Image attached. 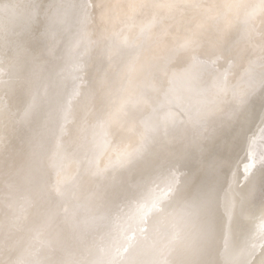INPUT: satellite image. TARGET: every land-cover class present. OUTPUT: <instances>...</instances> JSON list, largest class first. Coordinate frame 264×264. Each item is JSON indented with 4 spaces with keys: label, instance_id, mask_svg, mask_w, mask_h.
I'll use <instances>...</instances> for the list:
<instances>
[{
    "label": "rangeland",
    "instance_id": "rangeland-1",
    "mask_svg": "<svg viewBox=\"0 0 264 264\" xmlns=\"http://www.w3.org/2000/svg\"><path fill=\"white\" fill-rule=\"evenodd\" d=\"M29 4L25 0H0V100L6 103L1 102L0 121L3 117L15 125L4 123L5 128L2 121L0 125V136H4L0 137V264H123L128 259L138 264H183L207 257L218 264L232 257L245 264H264L261 212L253 209L243 219L225 213L232 185L255 176L251 175L255 166L248 168L245 153L250 145L255 146L249 151L252 156L264 149L260 144L264 143V102L260 101L264 94V0H32ZM12 37L15 40L11 41ZM189 42L193 43L186 46ZM22 47H28L27 51ZM28 50H36L37 54L29 52L33 59L24 53ZM19 65L26 68L24 71L32 66L37 70L33 75L39 70L35 66H40L41 74L47 71L43 78L47 73L56 75L51 79L53 86L46 81L47 76L44 78V84L53 88L60 81V88H55L59 92L54 93L56 99L47 94L53 88L47 85L46 92L45 85L39 84L43 80L40 73L35 74L41 80L38 83L31 69L30 75H20L19 70L24 71L16 68ZM28 75L35 81L27 85L22 81H28ZM31 85L35 93L41 86L43 97L48 95L53 103L48 105L45 98L47 102L39 105L40 91L38 99L29 89ZM4 91H9L8 97ZM29 91L35 98L32 96V115L22 121L19 115L26 106L24 101L28 98L26 102H31ZM13 101L22 106L18 116L15 111L19 104ZM2 107H7L5 112L10 107L15 110L10 108L6 116ZM61 113L64 119L55 122L54 116ZM10 115L20 120L15 124L6 119L9 116L12 120ZM101 116L110 126H101L97 120ZM252 116L258 125H253ZM250 133L256 139L249 138ZM252 140H257L260 148ZM243 141L249 146L244 153ZM141 148L142 156L121 166V153ZM260 154L253 158L261 161ZM231 158L237 161L236 166L230 165L234 163ZM204 180H210L220 191L210 252L197 219L174 195L177 187L183 189Z\"/></svg>",
    "mask_w": 264,
    "mask_h": 264
},
{
    "label": "bare ground",
    "instance_id": "bare-ground-1",
    "mask_svg": "<svg viewBox=\"0 0 264 264\" xmlns=\"http://www.w3.org/2000/svg\"><path fill=\"white\" fill-rule=\"evenodd\" d=\"M22 1H23V0H22ZM42 1H43V0H42ZM44 1H45V0H44ZM15 2H16V1H15ZM26 2L28 3V5H30L29 3L32 2V0H31V1L29 0V2L25 0V3H26ZM22 4L24 5V2H23ZM22 4H21V5L18 4V5H19V6H22ZM31 4H33V3H31ZM9 5H10V4H9ZM28 5H26V7H27ZM34 6H35V5H34ZM11 7H12V6H11ZM24 7H25V6H24ZM24 7H22V8H24ZM31 7H32V6H31ZM7 8H8V7H7ZM15 8H16V7H15ZM26 9H27V8H26ZM33 9H34V8H33ZM27 10H28V9H27ZM27 10H26V11H27ZM16 11H17V10H16ZM19 11H20V9H19ZM28 11H29V10H28ZM30 11H31V10H30ZM23 12H24V11H23ZM31 12H32V11H31ZM75 13H76V12H75ZM0 14H1V13H0ZM2 14H3V13H2ZM27 14H28V13H27ZM29 16H30V15H29ZM29 16H28V17H29ZM5 17H6V16H5ZM6 18H7V17H6ZM8 18H9V17H8ZM37 18H38V16H37ZM16 19H17V18H16ZM44 19H46V18H43V20H44ZM4 20H5V19H4ZM37 20H39V19H37ZM2 21H3V20H2ZM7 21H8V19H7ZM44 21H45V20H44ZM5 22H6V21H5ZM36 22H37V21H36ZM45 22H46V21H45ZM40 23H41V22H40ZM6 24H7V23H6ZM41 24H42V23H41ZM43 24H44V23H43ZM3 25H4V24H3ZM38 25H39V24H38ZM44 25H45V24H44ZM59 26H60V25H59ZM7 27H8V26H7ZM31 27H33V26H31ZM40 27H41V26H40ZM40 27H39V28H40ZM42 27H43V26H42ZM74 27H75V26H74ZM20 28H21V27H20ZM34 28H35V27H33V29H34ZM39 28H38V29H39ZM44 28L47 29L46 26H45ZM44 28H43V29H44ZM59 28H60V27H59ZM64 28H65V27H64ZM0 29H1V28H0ZM41 29H42V28H40V30H41ZM56 29H57V28H56ZM61 29H63V28H61ZM17 30H18V28H17ZM49 30H50V29H49ZM58 30H59V29H58ZM0 31H1V30H0ZM18 31H19V30H18ZM32 31H34V30H32ZM41 31H42V30H41ZM37 32H38V31H37ZM44 32H45V31H44ZM61 32H62V31H61ZM0 33H1V32H0ZM2 33L5 34V32H2ZM25 33H26V32H25ZM31 33H32V32H31ZM35 33H36V32H35ZM58 33H59V32H58ZM6 34H7V33H6ZM6 34H5V35H6ZM14 34H15V33H14ZM47 34H48V33H47ZM1 35H2V34H1ZM26 35H27V34H26ZM29 35H32V34H29ZM33 35H35V34H33ZM33 35H32V36H33ZM41 35H42V34H41ZM50 35H51V34H50ZM50 35H49V39H50ZM16 36H17V34H16ZM22 36H25V35H22ZM27 36H28V35H27ZM4 37H5V36H4ZM4 37H2V38H4ZM9 37H10V36H9ZM18 37H19V36H18ZM61 37H63V36H61ZM6 38H7V37H6ZM16 38H17V37H16ZM31 38H32V37H31ZM51 38H52V37H51ZM7 39H8V38H7ZM7 39H6V40H7ZM13 39L15 40V38H13V37H12L10 40L12 41ZM25 39H26V38H25ZM42 39H45V37H42ZM8 40H9V39H8ZM23 40H24V39H23ZM26 40H29V39H26ZM32 40H35V39L33 38V39H31V41H32ZM46 40H47V39H46ZM46 40H45V41H46ZM50 40L52 41V39H50ZM16 41H17V40H16ZM18 41H20V40H18ZM65 41H66V40H65ZM7 42H10V41H7ZM24 42H25V41H24ZM27 42H28V41H27ZM53 42H54V41H53ZM53 42H51V43L54 44ZM11 43H12V42H11ZM14 43H15V44H14V46H15L17 42H14ZM47 43H50V41H48ZM4 44H5V43H4ZM19 44H20V43H19ZM31 44H32V43H31ZM34 44H35V43H34ZM43 44H44V43H43ZM1 45H2V44H1ZM7 45H8V44H7ZM7 45H6V46H7ZM12 45H13V44H12ZM22 45H24V43H23ZM26 45H27V44H26ZM56 45H57V43H56ZM56 45H55V46H56ZM4 46H5V45H4ZM14 46H12V47H14ZM28 46H29V45H28ZM8 47L10 48V46H8ZM8 47H6V48H8ZM48 47H49V46H48ZM50 47H51V44H50ZM9 48H8V49H9ZM15 48H17V47H15ZM18 48H20V47H18ZM22 48L25 49V47H22ZM27 48H28V47H27ZM27 48L25 49L26 51H27ZM30 48H31V47H30ZM45 48H46V46H45ZM56 48H57V47H56ZM56 48H55V49H56ZM8 49H6V50H8ZM31 49H32V48H31ZM36 49H37V48H36ZM49 49H50V48H49ZM10 50H12V49L10 48ZM52 50H53V49H52ZM19 51H21V49H20ZM32 51H33V50H32ZM32 51H31V50H30V51L28 50V52H25V51H24V53H28V56H30V55H29V52L31 53ZM34 51H36V50H34ZM34 51H33V53H34ZM45 51H46V50H45ZM55 51H56V50H55ZM6 52H8V51H6ZM9 52H10V51H9ZM47 52H48V51H47ZM10 53H11V55H12V52H10ZM14 53H15V52H14ZM16 53H18L17 50H16ZM34 54H37V52H35ZM40 54H41V53H40ZM46 54H47V53H46ZM16 55H19V53L16 54ZM12 56H13V55H12ZM21 56H22V55H21ZM21 56H20V57H21ZM53 56H55V55H53ZM60 56H61V54H60ZM14 57H15V56H14ZM14 57H12V59H13ZM23 57H24V55H23ZM25 57H27V56H25ZM33 57H34V56H33ZM41 57L44 58V56H41ZM50 57H51V56H50ZM4 58H5V57H4ZM6 58H8V57H6ZM17 58H18V57H17ZM30 58H32V57L30 56ZM45 58H46V57H45ZM64 58H65V57H64ZM0 59H1V58H0ZM14 59H15V58H14ZM14 59H13V61H14ZM19 59H20V58H19ZM19 59H18V61H19ZM23 59H24V60L26 59L25 61L28 62V59H27V58H23ZM23 59H22V62L24 61ZM32 59H33V58H32ZM37 59H38V57H37ZM41 59H42V58H41ZM49 59H50V58H49ZM56 59H59V58H56ZM6 60H7V59H6ZM9 60H10V58H9ZM9 60H8V61H9ZM42 60H43V59H42ZM42 60H41V61H42ZM65 60H66V58H65ZM84 60H85V59H84ZM1 61H2V60H0V62H1ZM8 61H7V62H8ZM11 61H12V60H11ZM18 61H17V62H18ZM47 61H48V60H47ZM51 61H52V60H51ZM87 61H88V60H87ZM22 62H21V64H20V63H19V64L22 65ZM42 62H43V61H42ZM65 62H68V61H65ZM94 62H95V61H94ZM94 62H93V64H94ZM2 63H3V62H2ZM15 63H16V62H15ZM33 63H35V65H36V60H35V62H33ZM39 63H40V62H39ZM47 63L49 64V62H47ZM52 63H54V62H52ZM57 63H58V62H57ZM6 64H7V63H6ZM6 64H5V65H6ZM17 64H18V63H17ZM28 64H29V63H28ZM31 64H32V63H31ZM41 64H42V63H41ZM43 64H44V62H43ZM66 64H67V63H66ZM85 64H86V63H85ZM93 64H92V65H93ZM98 64H99V63H98ZM98 64H97V65H98ZM7 65H8V64H7ZM13 65H14V64H13ZM20 65L17 66L16 68L18 69V67H19V68L22 67L21 70H23V69L25 70V69H26V68L23 67V66L20 67ZM23 65L26 66L27 63H26V65H25V64H23ZM44 66H45V65H44ZM68 66H69V65H68ZM68 66H67V67H68ZM26 67H27V66H26ZM29 67H30L29 69H31L32 66H29ZM33 67H34V66H33ZM39 67H40V66H39ZM39 67H36V66H35V68H38V69H39L38 72H36V73L34 72V73L37 74V75H38L39 73L41 74V71H40L41 68H39ZM41 67H43V65H41ZM65 67H66V66H65ZM76 67H77V66H76ZM76 67H75V68H76ZM4 68H5V67H4ZM8 68H11V67H8ZM8 68H7V69H8ZM0 69H1V68H0ZM11 69H12V68H11ZM17 69H15V70L17 71ZM27 69H28V68H27ZM29 69H28L29 72H28L27 70H26V71L23 70L24 72H20V70H19V69H18V70H19L20 75H24L25 72H27V73H25V74H29V73H30V70H29ZM47 69H48V67H47ZM47 69H46V70H47ZM9 70H10V69H9ZM31 70H32V71H31V72H32L31 76H33V77H35V78L37 77L38 80H37V78H36V80H37L38 83H39V81L42 80V78H43L42 75H43L44 73L47 72V71H45V69H42V70L45 71V72H44V73L42 72L41 75L39 74V75H40V78H41V76H42V78H41V80H40L38 76H36L35 74H34L35 76L33 75V70H34V71H37V70H36V69H31ZM66 70H67V69H66ZM89 70H90V69H89ZM12 71H13V70H12ZM16 71H15V74L17 73V74L19 75V73L16 72ZM39 71H40V72H39ZM94 71H95V70H94ZM94 71H92V72H94ZM7 72H9V71H7ZM49 72H50V71H49ZM62 72H63V69H62ZM68 72H69V68H68ZM2 73H3V71H2ZM2 73L0 72V74H2ZM50 73H51V72H50ZM56 73H57V72H56ZM59 73H60V72H59ZM59 73H58V74H59ZM63 73H64V72H63ZM48 74H49V73L46 74V76H47V78H48L46 81H47V82H48V81L51 82V79L53 80L52 77H55L56 75L50 77V74H49V75H48ZM91 74H92V73H91ZM98 74H99V73H98ZM2 75H3V74H2ZM6 75H7V74H6ZM6 75H5V76H6ZM29 75H30V74H29ZM29 75H28V76H29ZM44 75H45V74H44ZM51 75H52V74H51ZM59 75H60V74H59ZM84 75H85V74H84ZM9 76H10V75H9ZM16 76H17V75H16ZM26 76H27V75H26ZM31 76H29V78H30ZM46 76H45V77H46ZM17 77H19V76H17ZM45 77H44V78H45ZM49 77H50V80H49ZM1 78H2V77H1ZM14 78H15V76H14ZM19 78H20V77H19ZM19 78H18V79H19ZM22 78L24 79V81L26 80V77H25V78L22 77ZM27 78H28V77H27ZM29 78L27 79L28 81H26V82H23V81H22V83H26V84L28 85L27 82H29V81H31V82L35 81L34 78H33V80H32L31 78H30V79H29ZM44 78H43L44 81H43V80L41 81V82L43 83V85H42V83H39V84H40L41 86H43V87H44V85L46 84ZM10 79H11V78H10ZM12 79H13V78H12ZM15 79H16V78H15ZM18 79H17V80H18ZM20 79H21V78H20ZM55 79H60V78H59V77H58V78L56 77ZM1 80H2V79H1ZM5 80H6V79H5ZM13 80H14V79H13ZM21 80H22V79H21ZM21 80H20V81H21ZM64 80H65V79H64ZM68 80H69V79H68ZM105 80H106V79H105ZM14 81H16V80H14ZM1 82H2V81H1ZM9 82H10V81H9ZM44 82H45V84H44ZM54 82H56V81H54ZM34 83H36V82H34ZM38 83H36V86H38ZM48 83H49V82H48ZM57 83H58V81H57ZM59 83H60V81H59ZM59 83H58V86H60ZM97 83H98V82H97ZM8 84H9V83H8ZM18 84H19V83H18ZM54 84H55V83H54ZM54 84L51 82V86H53ZM64 84H65V83H64ZM98 84H99V83H98ZM0 85H1V83H0ZM6 85H7V84H6ZM10 85H11V84H10ZM12 85H14V82L12 83ZM15 85H16V83H15ZM29 85H30V83H29ZM32 85H33V84H32ZM32 85L29 86V89L31 88V91L33 92L34 90H32ZM40 85H39V86H40ZM47 85H48L49 88H53V87H50L49 84H47ZM47 85H45V87H46V92L48 91V89H47V88H48ZM4 86H5V84H4ZM4 86H3V87H4ZM22 86H23V89H24V85H22ZM33 86H34V85H33ZM41 86H40V87H41ZM56 86H57V85H56ZM56 86H55L52 90L49 89L50 91L47 92V94L49 93V96H50V97H52V96L54 95V96H53V98H54V97H55V94H54V93H59V92H56V91H55ZM58 86H57V88H60V87H58ZM89 86H90V85H89ZM104 86H105V85H104ZM10 87H11V86H10ZM16 87H18V86H16ZM25 87H26V86H25ZM40 87H39V88H40ZM75 87H76V86H75ZM18 88H19V87H18ZM34 88H35V90H36V87H33V89H34ZM39 88H37V90H36V91H37V92H36L37 94L35 93V91L33 92V93H35V94H34L35 96L37 95V98H38V99H39V97H40V95L38 94V93H39L38 90L40 91V94H41L42 92L45 93V91H41V89H39ZM57 88H56V89H57ZM89 88H90V87H89ZM2 89H3V88H2ZM8 89H9V88H8ZM12 89H13V88H11L10 90L12 91ZM26 89H28V88L26 87ZM43 89L45 90V88H43ZM97 89H98V88H97ZM114 89H115V88H114ZM0 90H1V86H0ZM5 90H6V89H5ZM18 90H19V89H18ZM58 90H59V89H58ZM58 90H57V91H58ZM61 90H62V89H61ZM20 91H23V90L20 89ZM74 91H75V90H74ZM2 92H3V91H2ZM4 92H5V91H4ZM32 92L29 91V92H28L29 94H27V95L29 96V98L31 97V102L29 101V102H30V105H31V103H32V96H33V95H31ZM60 92H61V91H60ZM65 92H66V91H65ZM70 92H71V91H70ZM70 92H69V93H70ZM86 92H87V91H86ZM5 93H7V95H6ZM5 93H4V94L8 97V96H9V94H8L9 91H7V92H5ZM20 93H21V92H20ZM23 93H24V92H23ZM23 93H21V94L23 95ZM30 93H31V94H30ZM11 94H12V93H11ZM87 94H88V92H87ZM0 95L2 96L3 94L0 93ZM12 95H13V94H12ZM22 95H21V97H22ZM27 95H23V97L26 96V98H27ZM45 95H46V94H45ZM263 95H264V94H263ZM263 95H262V96H263ZM1 96H0V98H1ZM6 96H4V97L6 98L5 100L7 101L8 98H7ZM47 96H48V95H47ZM47 96L43 97V95L41 94V97H40L41 100H38V101H39V102L41 101V102H43V103H41V102H40V104L37 103V106H38V104H39V105H43V104L45 103L44 101L47 102V100L49 99V98L47 99ZM49 96H48V97H49ZM61 96H62V95H61ZM63 96H64V95H63ZM84 96H86V95H84ZM262 96H261V100H260V101L264 102V101L262 100V98H263ZM42 97L44 98V100L42 99ZM82 97H83V96H82ZM86 97H87V96H86ZM88 97H90V96H88ZM2 98H3V96H2ZM9 98H10V97H9ZM11 98H12V97H11ZM45 98H46L47 100H45ZM58 98H59V97H58ZM62 98H64V97H62ZM96 98H97V97H96ZM34 99H35V98H34V96H33V100H34ZM50 99H51V98H50ZM54 99H56V97H55ZM60 99H61V98H60ZM11 100H12V99H11ZM14 100H15V99H14ZM24 100H25V99H24ZM51 100H52V101L48 100V102H49V103H47L48 105H49V104L51 105V104L53 103V99H51ZM62 100H63V99H62ZM62 100H61V101H62ZM83 100H84V99H83ZM85 100H86V99H85ZM89 100H90V99H89ZM2 101H3L4 103H3ZM26 101H28V98H27V100L24 101L25 103L23 102V103H24V105L22 104L23 106H25V105L27 106V105L29 104V102H26ZM59 101H60V100H59ZM59 101L57 102L58 104H59ZM78 101L81 102V100H78ZM90 101H91V100H90ZM1 102H2L3 104H6L4 100H0V105H2V106H3V104H2ZM13 102H14V101H13ZM51 102H52V103H51ZM7 103H8V101H7ZM10 103H11V102H10ZM14 103H15V104H16V103L19 104L20 102H14ZM26 103H28V104H26ZM33 103H34V101H33ZM57 103H56V104H57ZM260 104H261V102L258 104V107H261ZM10 105H12V104H10ZM32 105H33V104H32ZM35 105H36V103H35ZM35 105H33V107H34ZM80 105H81V104H80ZM6 106H7V105H6ZM8 106H9V103H8ZM16 106H17V105H16ZM16 106H15V107H16ZM26 106H25V107H26ZM52 106L54 107L55 104H53ZM52 106H50V107H52ZM64 106H65V105H64ZM83 106H84V104H83ZM11 107H14V105L11 106ZM11 107H10V108H11ZM21 107H22V106L19 104V107L17 106V109H18V110H16L15 112L17 113V112L19 111V108H21ZM25 107H24V108H25ZM35 107H36V106H35ZM35 107H34V108H35ZM38 107H39V106H38ZM55 107H56V106H55ZM262 107H264V103H263V106H262ZM8 108H9V107H8ZM10 108L8 109V111H10ZM43 108H44V106H43ZM43 108H42V109H43ZM113 108H114V107H113ZM0 109H1V108H0ZM2 109H3V110H1V111H4V112H5L4 109L7 110V107H6V108H5V107H2ZM11 109H12V110H15V108H11ZM21 109H22V108H21ZM46 109H47V108H46ZM256 109H257V107H256ZM261 109H262V108H261ZM12 110H11V113H12ZM258 110H259V109H258ZM258 110H257V111H258ZM8 111H7V112H8ZM20 111H21V110H20ZM20 111H19V113H20ZM37 111H38V110H37ZM37 111H36V112H37ZM77 111H78V110H77ZM263 111H264V110H263ZM263 111H261V113H262ZM7 112H5L6 116L9 115ZM21 112H22V111H21ZM87 112H89V111H87ZM87 112H86V113H87ZM98 112H99V111H98ZM16 113H15V114H16ZM63 113L65 114V111H64ZM21 114H22V113H20V115H21ZM37 114H38V113H37ZM12 115H13V113H12ZM16 115L18 116L19 114L17 113ZM20 115H19V117H21ZM54 115H56V114H54ZM96 115H97V114H96ZM255 115H256V114H255ZM263 115H264V113H263ZM6 116H5V118H6ZM10 116H11V115H10ZM17 116H16V117H17ZM57 116H58V115H57ZM57 116H54V117H56V119H54L55 122H57V121H58V122H59V121L62 122V120L64 119V117H62L63 114L61 113L60 116H58V117H57ZM64 116H65V115H64ZM75 116H76V115H75ZM243 116H244V118H245L247 115H244V114H243ZM243 116H242V118H243ZM0 117H1V116H0ZM11 117H12V116H11ZM13 117H14V115H13ZM13 117H12V118H13ZM19 117H17L18 120L21 119V118L19 119ZM84 117H85V116H84ZM257 117H258V115H256V118L252 116L253 119H254V118L257 119ZM260 117H261V116H260ZM2 118H3V117H2ZM2 118H1V121H2L3 124H4V123H5V124H6V123H7V124L9 123V124L7 125L8 127L10 126V124H11L12 126H15L14 123L9 122V121H8V122H7V121L5 122V120H3ZM244 118H243V119H244ZM246 118H247V117H246ZM6 119H8V120H10V121H15V120L17 121L16 118H13V119L11 120V118H9V116H8V118H6ZM69 119H70V118H69ZM69 119H68V120H69ZM243 119H242V120H243ZM247 119H248V118H247ZM253 119H252V120H253ZM255 119H254V120H255ZM262 119H263V116H262ZM262 119H261V120H262ZM37 120H38V119H37ZM54 120H53V121H54ZM97 120H98V119H97ZM240 120H241V119H240ZM254 120H253V121H254ZM1 121H0V125H1ZM3 121H4V122H3ZM16 121H15V124H16ZM22 121H23V120H22ZM22 121H21V122H22ZM27 121H28V120H27ZM243 121H246V119H244ZM248 121H249V119H248ZM248 121L245 122L247 126H248L247 123H249ZM17 122H18V121H17ZM21 122H19V123H21ZM24 122H26V121H24ZM29 122H30V121H29ZM39 122H40V121H38V122H36V123L39 124ZM41 122H42V121H41ZM251 122H252V121H251ZM255 122H256V120L254 121L253 125H254V124L258 125L261 121L259 122V119H257L258 124L255 123ZM22 123H23V122H22ZM53 123H54V122H53ZM3 124H2V125H3ZM5 124H4V126H5ZM17 124H18V123H17ZM34 124H35V123H34ZM60 124H61V123H60ZM249 124H250V123H249ZM251 124H252V123H251ZM260 124H261V123H260ZM260 124H259V125H260ZM2 125H1V126H2ZM25 125H26V124H25ZM242 125H243V126H246V125H244V123H242ZM263 125H264V124H263ZM1 126H0V127H1ZM23 126H24V125H23ZM36 126H37V124H36ZM39 126H40V125H39ZM39 126H38V127H39ZM62 126H63V124H62ZM67 126H68V125H67ZM239 126L241 127L240 124H239ZM239 126H238V127H239ZM243 126H242V128H243ZM249 126H250V125H249ZM261 126H262V124L260 125V127H261ZM20 127H21V126H20ZM46 127H47V126H46ZM50 127H51V126H50ZM53 127H54V126H53ZM263 127H264V126H263ZM263 127H262V128H263ZM5 128H6V126H5ZM21 128H22V127H21ZM27 128H28V127H27ZM30 128H31V127H30ZM48 128H49V126H48ZM244 128H245L246 130H248L250 127H249V128L244 127ZM251 128H252V126H251ZM1 129H4V127H2ZM46 129H47V128H46ZM49 129H50V128H49ZM63 129H64V128H63ZM237 129H238V128H237ZM254 129H255V128H254ZM6 130H7V129H6ZM21 130H22V129H21ZM40 130H41V129H40ZM40 130H39V131H40ZM42 130H43V129H42ZM60 130H61V129H60ZM238 130L240 131V129H238ZM246 130H244V131H246ZM249 130H250V129H249ZM251 130H252V129H251ZM256 130L259 131V130H260L259 127H258V129L256 128ZM7 131H8V130H7ZM14 131H16V129H14ZM30 131H31V130H30ZM44 131H45V135H46V130H44ZM241 131H242V129H241ZM254 131H255V130H254ZM254 131L252 130V132H254ZM262 131H263V130H261V132H262ZM0 132L2 133L3 130H1ZM17 132H18V131H17ZM22 132H24V131H22ZM57 132H58V131H57ZM250 132H251V131H250ZM255 132H256V131H255ZM5 133H6V132H5ZM5 133H4V134H5ZM12 133H13V132H12ZM42 133H43V131H42ZM42 133H41V134H42ZM244 133H246V132H244ZM247 133H249V131H248ZM14 134H15V133H14ZM23 134H24V133H23ZM250 134H251V135H250ZM250 134L248 135V136H251V137H249V138L254 137V136H252L253 133H250ZM257 134H258V132H257ZM260 134H263V133H260ZM38 135H39V134H38ZM45 135H44V137H45ZM53 135H54V134H53ZM255 135H256V134H255ZM7 136H8V135H7ZM7 136H6V137H7ZM11 136H12V135H11ZM18 136H20V135H18ZM39 136H40V135H39ZM84 136H85V135H84ZM242 136H243V135H242ZM244 136H245V134H244ZM248 136H247V137H248ZM256 136H257V135H256ZM0 137H2V135H1ZM3 137H4V136H3ZM3 137H2V138H3ZM6 137H5V138H6ZM9 137H10V136H9ZM14 137H15V135H14ZM20 137H21V136H20ZM36 137H37V136H36ZM245 137H246V136H245ZM245 137H244V138H245ZM247 137H246V138H247ZM246 138H245V139H246ZM249 138H248L247 140H249ZM254 138L256 139V137H254ZM257 138H258L259 140L261 139V138L259 137V134H258V137H257ZM10 139H11V138H10ZM14 139H15V138H14ZM20 139H21V138H20ZM242 139H243V138H242ZM245 139H244V141H245ZM12 140H13V139H12ZM15 140H16V139H15ZM18 140H19V139H18ZM18 140H17V142H18ZM33 140H34V139H33ZM247 140L245 141L246 143L248 142ZM262 140H263V139H262ZM262 140H260V141H262ZM25 141H26V140H25ZM38 141H39V140H38ZM244 141H243V142H244ZM250 141H251V140H250ZM254 141H255V140H254ZM263 141H264V140H263ZM12 142L14 143L15 141H12ZM17 142H16V143H17ZM21 142H22V141H21ZM36 142H37V141H36ZM87 142H88V141H87ZM240 142H241V141H240ZM243 142H242L241 144L244 146V144H246V143H245V142L243 143ZM257 142H258L257 140H256V142H253V140H252V144L255 143V145H256V144H258ZM3 143H4V141H3ZM18 143H19V142H18ZM11 144H12V143H11ZM14 144H15V143H14ZM14 144H13V145H14ZM19 144H20V143H19ZM23 144H24V142H23ZM34 144H35V143H34ZM241 144H240V145H241ZM260 144H261V146H262L264 143H261V142H260ZM240 145H239V146H240ZM242 145H241V146H242ZM258 145H259V144H258ZM27 146H28V145H26V147H27ZM239 146H238V147H239ZM247 146H248V145H247ZM247 146H246V147H245V146L243 147L244 150L242 149V150H243L242 153H244V151H245L246 149H248ZM250 146H251V147L248 146L249 149L247 150V153H245V155H246V156H244L245 159L242 158L243 154L241 153V150L239 151V153H241L242 156H241L240 154H238V155L241 156V157L239 156V158L244 159L245 162L247 161L246 164L248 165V168H249V169H252L251 167L255 166L253 173H252V171H251V173H252L251 175H255V176L252 177V179L255 177V179H256V180H255V183H256L257 188H258V187H259V182H260V179H261V175H262V173H264V160L262 159V157H263L264 154H260L264 149H263L262 151L259 150L258 153L256 154L257 156H258V154L262 155V157L260 158L261 161H262V162H261V161H258L256 158H253V156H256V155H253V156H252L251 153H250L249 151H250V149L253 150V146H254V145H250ZM14 147H15V145H14ZM14 147H13V149H14ZM32 147H33V146H32ZM254 147H255V146H254ZM16 148H19V149H20V146L18 147V145H17ZM239 148H240V147H239ZM258 148H260V145H259ZM261 148H262V147H261ZM263 148H264V146H263ZM26 149H27V148H26ZM234 149H237V148L234 147ZM256 149H257V148H256ZM9 150H10V149H9ZM14 150H15V149H14ZM21 150H22V149H21ZM19 151H20V150H19ZM237 151H238V150H237ZM256 151H257V150H256ZM8 152H9V151H8ZM13 152H14V151H13ZM234 152H236V150H235ZM251 152H252V151H251ZM259 152H260V153H259ZM14 153H17V152H14ZM21 153H22V152H21ZM23 153H24V152H23ZM32 153H33V152H32ZM236 153H238V152H236ZM236 153H235V155H237ZM12 154H13V153H11V155H12ZM253 154H255V153H253ZM3 155H4V154H3ZM22 155H25V153L22 154ZM233 155H234V154H233ZM43 156H44V155H43ZM5 157H6V156H5ZM233 157H234V156H233ZM235 157H236V156H235ZM17 158H18V157H17ZM47 158H48V157H47ZM47 158H46V159H47ZM237 158H238V156L236 157V159H237ZM257 158H259V156H258ZM6 159H7V158H6ZM42 159H43V157H42ZM231 159L233 160V158H231ZM234 159H235V158H234ZM241 159H240V160H241ZM9 160H10V159H9ZM38 160H39V158H38ZM238 160H239V159H237V161H238ZM253 160H254V161H253ZM14 161H15V160H14ZM237 161H234V160H233L234 163H232V161H231V164H230V162H229V164H230L231 166H232V164H234V165L236 164V165H237ZM33 162H34V160H33ZM235 162H236V163H235ZM11 164H13V163H11ZM8 165H9V164H8ZM43 165H45V164H43ZM43 165H42V166H43ZM230 165H229V166H230ZM236 165H235V166H236ZM252 165H253V166H252ZM9 167H10V166H9ZM43 167H44V166H43ZM52 167H53V166H52ZM243 167H244V166H243ZM229 168H230V167H229ZM38 169H39V168H38ZM45 169H46V167H45ZM233 169H234V168H233ZM246 169H247V168H246ZM246 169H245V170H246ZM6 170H7V169H6ZM43 170H44V169L42 168V171H43ZM209 170H210V169H209ZM218 170H219V169H218ZM34 171H35V170H34ZM37 171H38V170H37ZM42 171H41V172H42ZM227 171H228V169H227ZM13 172H14V171H13ZM39 172H40V171H39ZM235 172H236V171H235ZM240 173H241V172H240ZM15 174H16V173H15ZM235 174H236V173H235ZM245 174H248V175H249V172H248V173L245 172ZM8 175H9V174H8ZM224 175H225V174H224ZM236 176H237V175H236ZM10 177H11V176H10ZM243 177H244V176H243ZM6 178H8V177H6ZM24 178H25V177H24ZM161 178H162V177H161ZM25 179H26V178H25ZM224 179H225V178H224ZM231 179L234 180V179H236V177H233V176H232ZM240 179H241V178H240ZM4 180H5V179H4ZM22 180H23V179H22ZM86 180H87V179H86ZM118 180H119V179H118ZM232 180H231V181H232ZM4 182H5V181H4ZM9 182H10V181H9ZM88 182H89V181H88ZM127 182H128V181H127ZM159 182H160V181H159ZM224 182H225V181H224ZM244 182H245V181H244ZM244 182H242V181H240V182H235V183L232 185V187H231V189H230V192L228 191V192L232 195V198H231V200H227V201H226V204H225V210H226L225 213L227 214V217H228V216H229V217H231V216H232V217H238V216H239L238 214H234V213H232V212H231V208H232V205H233V203H234V198H238V197H239V195H240V193H241V189H243L245 192L248 190L247 187H245V184H246V183H244ZM253 182H254V179H253ZM43 183H44V182H43ZM124 183H126V182L124 181ZM160 183H161V182H160ZM45 184H47V183H44V185H45ZM131 184H132V183H131ZM145 184H146V183H145ZM123 185H124V184H123ZM161 185H162V184H161ZM40 186H41V185H40ZM42 186H43V184H42ZM42 186H41V187H42ZM89 186H90V184H89ZM118 186H119V185H118ZM128 186H129V184H128ZM128 186H127V187H128ZM130 186H131V185H130ZM144 186H146V185H144ZM167 186H168V184H167ZM250 186H251V183L248 184V187H250ZM38 187H39V186H38ZM82 187H83V186H82ZM112 187H113V186H112ZM136 187H137V186H136ZM48 188H49V187H48ZM48 188H47V189H48ZM122 188H123V186L121 187V193H122ZM124 188H125V187H124ZM160 188H161V187H160ZM163 188H164V187H163ZM44 189H45V188H44ZM139 189H140V188H139ZM143 189H144V188H143ZM41 190H42V189H41ZM80 190H81V189H80ZM126 190H127V188H126ZM128 190H129V188H128ZM128 190H127V191H128ZM159 190H160V189H159ZM127 191H126V192H127ZM133 191H134V190H133ZM139 191H140V190H139ZM42 192H43V191H42ZM47 192H48V191H47ZM79 192H80V191H79ZM130 192H131V191H130ZM116 193H117V192H116ZM121 193H120V194H121ZM163 193H164V192H163ZM219 193H220V191H219ZM80 194H81V193H80ZM126 194H127V193H126ZM128 194H129V193H128ZM128 194H127V195H128ZM224 194H225V192H224ZM40 195H41V194H40ZM127 195H122L121 197H123V196H127ZM108 196H109V195H108ZM111 196H112V195H111ZM114 196H116V194H115ZM171 196H172V195H171ZM223 196H224V195H223ZM78 197H79V196L77 195L76 198H78ZM94 197H95V196H94ZM94 197H93V199H94ZM119 197H120V196H119ZM29 198H30V197H29ZM85 198H86V197H85ZM107 198H108V197H107ZM113 198H114V197H113ZM79 199H80V198H79ZM98 199H99V198H98ZM103 199H104V198H103ZM118 199H119V198H118ZM128 199H130V198H128ZM41 200H42V199H41ZM44 200H45V199H44ZM48 200H49V199H48ZM76 200H77V199H76ZM104 200H105V199H104ZM116 200H117V198H116ZM78 201H79V200H78ZM83 201H84V200H83ZM110 201H112V200H110ZM114 201H115V200H114ZM114 201H113V202H114ZM118 201H119V200H117V202H118ZM130 201H131V200H130ZM130 201H128V202H130ZM33 202H35V201H33ZM75 202H76V201H75ZM80 202H81V201H80ZM115 202H116V201H115ZM56 203H57V202H56ZM60 203H61V202H60ZM93 203H94V201H93ZM95 203H96V202H95ZM97 203H99V202H97ZM102 203H104V202H102ZM106 203H107V202H105V204H106ZM118 203H120V202H118ZM118 203H116V204H118ZM32 204H33V203H32ZM45 204H46V203H45ZM76 204H77V203H76ZM91 204H92V203H91ZM128 204H129V203H128ZM128 204H127V205H128ZM140 204H141V203H140ZM77 205L80 206L79 204H77ZM81 205H83V204H81ZM102 205H103V204H102ZM108 205H109V204H108ZM114 205H115V204H114ZM114 205H113V206H114ZM125 205H126V204H125ZM143 205H144V204H143ZM257 205H258V201H257ZM105 206H106V205H105ZM111 206H112V205H111ZM117 206L119 207V205H117ZM121 206H122V205H121ZM136 206H137V205H136ZM136 206H134V207H136ZM43 207H45V205H44ZM50 207H51V206H50ZM55 207H56V206H55ZM73 207H74V206H73ZM81 207H82V206H81ZM103 207H104V206H103ZM139 207H140V205H139ZM75 208H76V207H75ZM82 208H83V207H82ZM116 208H117V207H116ZM119 208H120V207H119ZM31 209H32V208H31ZM33 209H34V208H33ZM45 209H46V208H45ZM70 209H71V208H70ZM78 209H79V208H78ZM109 209H110V208H109ZM133 209H134V208H133ZM133 209H132V210H133ZM255 210H256V213H258V211H260V210H259V206H257V207L255 208ZM32 211H33V210H32ZM32 211H31V212H32ZM115 211H116V210H115ZM31 212H30V214H31ZM81 212H82V209H81ZM145 212H146V211H145ZM28 213H29V212H28ZM71 213H72V212H71ZM133 213H135V211H134ZM37 214H38V213H37ZM80 214H81V213H80ZM80 214H79V215H80ZM82 214H83V213H82ZM110 214H111V213H110ZM113 214H114V213H113ZM131 214H132V213H131ZM260 214H261V213H260ZM38 215H39V214H38ZM38 215H37V216H38ZM72 215H73V214H72ZM77 215H78V214H77ZM115 215H116V214H115ZM125 215H126V214H125ZM41 216H42V214H41ZM43 216H44V215H43ZM122 216H124V215L122 214ZM139 216H140V215H139ZM260 216H261V215H260ZM143 217H144V216H143ZM36 218H38V217H36ZM39 218H40V216H39ZM82 218H83V217H82ZM136 219H137V218H136ZM118 220H119V219H118ZM118 220H117V221H118ZM137 220H139V219H137ZM191 220H192V219H191ZM258 220H259V219H258ZM75 221H76V220H75ZM119 221H120V220H119ZM176 221H177V220H176ZM46 222H47V221H46ZM59 223H60V222H59ZM61 223H62V222H61ZM43 224H44V223H43ZM49 224H50V223H49ZM138 225H139V224H138ZM63 226H64V225H63ZM71 226H73V225H71ZM136 227H137V226H136ZM244 228H245V227H244ZM68 229H69V228H68ZM98 229H100V228H98ZM173 229H174V228H173ZM65 230H66V229H65ZM72 230H73V229H72ZM77 230H78V229H77ZM77 230H76V231H77ZM83 230H84V229H83ZM83 230H82V232H83ZM176 230H177V229H176ZM69 231H70V230H69ZM69 231H68V232H69ZM241 231H242V230H241ZM65 232H66V231H65ZM70 232H72V231H70ZM130 232H131V231H130ZM154 232H155V231H154ZM72 233H73V232H72ZM104 233H105V232H104ZM182 233H184V232H182ZM241 233H242V232H241ZM63 234H64V232H63ZM78 235H79V234H78ZM84 235H85V234H84ZM105 235H106V234H105ZM111 235H112V234H111ZM128 235H129V234H128ZM226 235H227V234H226ZM249 235H250V234H249ZM249 235H248V236H249ZM65 236H66V235H65ZM68 236H69V235H68ZM106 236H107V235H106ZM123 236H124V235H123ZM222 236H223V235H222ZM72 237H73V236H72ZM150 237H152V235H151ZM75 238H76V237H75ZM84 238H85V237H84ZM72 239H73V238H72ZM76 239H77V238H76ZM80 239H81V238H80ZM101 239H102V238H101ZM110 239H111V238H110ZM127 239H128V238H127ZM85 240H86V239H85ZM85 240H84V241H85ZM108 240H109V239H107V241H108ZM128 240H129V239H128ZM63 241H64V240H63ZM80 241H81V240H80ZM178 241H179V240H178ZM69 242H70V240H69ZM77 242H78V241H77ZM159 242H160V241H159ZM74 243H75V242H74ZM80 243H81V242H80ZM182 243H183V242H182ZM76 244H77V243H76ZM82 244H83V243H82ZM82 244H81V245H82ZM86 244H87V243H86ZM92 244H93V243H92ZM92 244H91V245H92ZM156 244H157V243H156ZM243 244H244V243H243ZM77 245H79V244H77ZM99 245H100V244H99ZM88 246H90V245H88ZM113 246H114V245H113ZM160 246H161V245H160ZM162 247H163V246H162ZM75 248H76V247H75ZM75 248H74V249H75ZM153 248H154V247H153ZM153 248H152V249H153ZM168 248H169V247H168ZM173 248H174V247H173ZM237 248H238V247H237ZM70 249H71V248H70ZM76 249H79V248H76ZM82 249H83V248H82ZM169 249H170V248H169ZM142 250H143V249H142ZM171 251H172V250H171ZM54 252H55V251H54ZM59 252H60V251H59ZM71 252H72V251H71ZM77 252H78V251H77ZM249 252H250V251H249ZM84 253H85V252H84ZM53 254H54V253H53ZM79 255H80V254H79ZM158 255H159V254H158ZM84 256H85V255H84ZM166 256H168V255L166 254ZM206 256H207V255H206ZM71 257H72V256H71ZM192 257H193V256H192ZM238 257H239V256H238ZM207 258H208V257H207ZM207 258H206V259H207ZM235 258H237V257H235ZM40 261H41V260H40Z\"/></svg>",
    "mask_w": 264,
    "mask_h": 264
},
{
    "label": "snow or ice",
    "instance_id": "snow-or-ice-1",
    "mask_svg": "<svg viewBox=\"0 0 264 264\" xmlns=\"http://www.w3.org/2000/svg\"><path fill=\"white\" fill-rule=\"evenodd\" d=\"M85 10V18L87 17V5L82 6ZM193 42H189L186 46H191ZM217 59H220L218 56ZM264 69V65L261 66ZM261 83L264 84V71L261 73ZM32 115V106L28 105L24 108L21 115L22 120H27ZM101 126L108 127L110 126V121L104 119L102 116L98 117ZM167 121H165V127H167ZM156 131H159L157 127ZM143 155V148L134 150L132 152H123L118 157L119 163L121 166L125 164H131L135 159ZM245 187L247 191L245 192L241 189V193L238 198H234V203L231 208V212L238 214L242 219L246 217L247 214H250L253 209L257 207V201L261 216L264 217V173L261 175L259 182V187L255 182L252 181V178L249 176L245 177ZM251 182V186L248 187V183ZM174 195L181 200L186 207H188L192 214L197 219L202 236L208 244L209 252L211 248V242L216 234V215L220 205L219 193L214 187L213 183L210 180L201 181L195 185H186L183 189L177 187L174 190ZM125 251H129L126 249ZM123 264H138L135 259H128L123 262ZM183 264H218L214 259H192L183 262ZM224 264H245L244 261H240L235 257L226 259Z\"/></svg>",
    "mask_w": 264,
    "mask_h": 264
},
{
    "label": "water",
    "instance_id": "water-1",
    "mask_svg": "<svg viewBox=\"0 0 264 264\" xmlns=\"http://www.w3.org/2000/svg\"><path fill=\"white\" fill-rule=\"evenodd\" d=\"M182 100V99H181ZM181 100H179V101H177L175 104V106H177L178 104H180L181 103ZM119 117H121V118H124V116L123 115H120ZM150 213H152V210L151 211H149ZM150 213H148V214H146L148 217H147V220H149L150 219V216H151V214ZM171 247H172V245H171ZM171 247H170V249L169 250H171Z\"/></svg>",
    "mask_w": 264,
    "mask_h": 264
}]
</instances>
